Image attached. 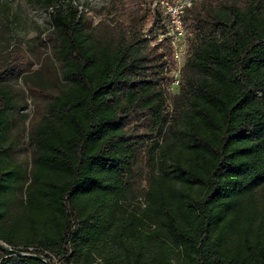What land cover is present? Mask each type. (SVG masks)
<instances>
[{
	"label": "trees",
	"instance_id": "trees-1",
	"mask_svg": "<svg viewBox=\"0 0 264 264\" xmlns=\"http://www.w3.org/2000/svg\"><path fill=\"white\" fill-rule=\"evenodd\" d=\"M36 1L53 58L40 72L55 90L40 94L24 169L11 137L24 71L0 57V242L24 254L0 249V264H264V0L184 9L171 94L157 8L132 0L107 28Z\"/></svg>",
	"mask_w": 264,
	"mask_h": 264
},
{
	"label": "rangeland",
	"instance_id": "rangeland-1",
	"mask_svg": "<svg viewBox=\"0 0 264 264\" xmlns=\"http://www.w3.org/2000/svg\"><path fill=\"white\" fill-rule=\"evenodd\" d=\"M60 1L63 8L71 6L83 13L93 26L104 23L107 28L112 26L113 21L119 18L126 8L134 5L132 0ZM155 1L137 0L136 6L151 9ZM150 23L151 21L146 23L145 30L148 31ZM49 28V10H45L36 0H0V57H8L11 54L12 61L18 69L24 71L23 75L28 82H24L23 76L12 80L17 107L11 116V137L15 158L27 170L30 168V150L27 146L28 128L36 118L37 106L42 102L39 98L40 94L55 90V86L49 82L47 75L40 72L43 60L45 61L46 58L53 60L51 52L45 49L41 42ZM149 33L147 32V37ZM183 42L186 49L187 36ZM150 45H154V42L152 41ZM170 61L169 59L168 63ZM54 66L57 67L55 62ZM170 76L171 73L168 72L167 77ZM144 162L145 158L141 154L134 165L137 177L134 188L139 200L143 199L147 185V170Z\"/></svg>",
	"mask_w": 264,
	"mask_h": 264
},
{
	"label": "built area",
	"instance_id": "built-area-1",
	"mask_svg": "<svg viewBox=\"0 0 264 264\" xmlns=\"http://www.w3.org/2000/svg\"><path fill=\"white\" fill-rule=\"evenodd\" d=\"M198 0H156L153 8H157L166 18L163 23L164 32H159V40L167 38L172 49V60L168 63L171 76L169 77L168 91L174 93L179 87L180 72L184 63L185 47L184 39L186 36L182 23V14L185 8ZM31 250V249H30ZM54 264H57L54 260Z\"/></svg>",
	"mask_w": 264,
	"mask_h": 264
},
{
	"label": "water",
	"instance_id": "water-1",
	"mask_svg": "<svg viewBox=\"0 0 264 264\" xmlns=\"http://www.w3.org/2000/svg\"><path fill=\"white\" fill-rule=\"evenodd\" d=\"M0 249L3 250V251H6V252L14 253L15 255H24V254H21V253L14 252L13 250H11L10 248H8L5 244H3L1 242H0ZM36 258H38L39 260H42V261L46 262V264H50L49 262L45 261L43 259V257H36Z\"/></svg>",
	"mask_w": 264,
	"mask_h": 264
}]
</instances>
